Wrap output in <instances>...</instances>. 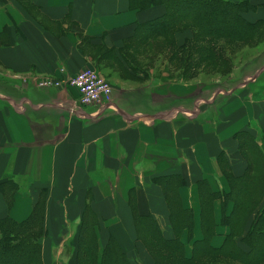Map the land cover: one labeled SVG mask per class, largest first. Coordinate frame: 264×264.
Returning <instances> with one entry per match:
<instances>
[{"label":"crops","instance_id":"0c3cea01","mask_svg":"<svg viewBox=\"0 0 264 264\" xmlns=\"http://www.w3.org/2000/svg\"><path fill=\"white\" fill-rule=\"evenodd\" d=\"M143 2L0 0V218L23 222L44 201V264H77L82 221L94 223L99 252L115 238L135 255L141 217L160 223L166 241L180 236L187 244L186 233L170 229V180L185 182L179 199L193 213L194 240H201L199 181L218 180L220 186L219 147L228 145L229 134L251 130L248 111L264 131L262 99L237 95L220 116L207 119L197 108L201 101L183 97L190 89L155 83L147 47L164 38L141 41L147 32L139 27L167 9ZM249 2L257 8L246 18L264 19V0ZM185 38L177 33L178 45ZM86 69L113 86L103 109L81 105L74 88L37 87L43 77L65 79ZM167 97L174 98L164 102ZM183 101L192 116L173 110L165 117L174 104L185 109ZM221 123L233 130L224 141ZM225 153L229 159L233 154ZM226 236L216 232L211 245L220 248ZM73 241L76 247H70Z\"/></svg>","mask_w":264,"mask_h":264},{"label":"rangeland","instance_id":"374dc122","mask_svg":"<svg viewBox=\"0 0 264 264\" xmlns=\"http://www.w3.org/2000/svg\"><path fill=\"white\" fill-rule=\"evenodd\" d=\"M250 12H256V9L245 12L243 17L246 21L256 24L257 29L253 37L245 36L241 40H231L225 35L216 34V31L210 35L203 29V23H199V27H193L188 19H184L181 25H178L181 28L180 32L175 28L171 31L170 37H165L164 40H154L147 48L149 49L148 53L153 52L154 58L151 57L153 59L151 67L154 70V76H157L155 83H162L166 88L176 86L177 88L187 87L190 89L186 92L187 96L183 97L192 98L198 103L201 101L197 108L207 115V119H216L220 116L223 104L232 101V98L237 95L244 99L264 100V19L248 20L246 16ZM226 18L231 19L230 15H227ZM222 29L227 33V29L223 26L217 31ZM174 32L176 34L185 32L186 38L183 44L178 45ZM3 78L5 77L0 74V79ZM106 80L111 84L108 79ZM167 98L164 102L174 97ZM184 103L185 109H178L174 104L173 108L164 114L165 117L170 116L174 112L173 110H179L178 114L183 113L185 118L187 115L192 116L193 110H190L192 108L187 109V102ZM101 107L96 106V108ZM248 107L250 110V106ZM251 110L248 111L251 130L232 132L233 135L229 134L227 137L229 146L221 145L219 147L217 164L221 168L220 186L218 180L211 182L208 178H204L199 181V185L206 183L208 188L202 190L205 193L203 198L199 190L198 208L201 214L202 239L194 240L193 213L183 207L178 191H170V195L166 191V197L170 198V202L167 198V203L170 214H172L170 229L176 235L186 233L187 244L180 242L179 246L177 238L173 243H166L159 235L164 229L160 223L149 219L148 221L155 224L154 227H151L152 225H149L151 223L142 219L139 224L135 222L137 233L135 231L134 235L138 245L136 254L132 255L125 251L128 252L126 256L130 263L264 264V236L257 246L251 242H248L249 245H245L242 241L241 247L245 253L232 250L223 252L224 254L220 252L206 255L205 252L199 253V251H203V243H198L204 239L205 234L210 235V238L216 232L229 235L230 232L248 230L264 211V197L260 195V191L264 188V131L257 127L258 121L255 113ZM181 117L183 116L181 115ZM246 117L247 115L244 119ZM221 124L222 131H220L219 137L224 141L226 135L233 130H231L230 124ZM223 147L233 152L230 159L226 157V149ZM234 166L239 171L235 172ZM166 181L164 179V182ZM228 197L232 200L229 201ZM215 204L219 208L216 209ZM191 228L193 234L190 236ZM87 237L89 238V236ZM243 237L244 235H241L240 240ZM195 241L198 244L195 245ZM182 246L184 252H182ZM70 247H76V242L73 241ZM120 247L122 248V246ZM182 257L184 260L179 259ZM42 258L43 254L41 253L43 262Z\"/></svg>","mask_w":264,"mask_h":264},{"label":"trees","instance_id":"16d2710c","mask_svg":"<svg viewBox=\"0 0 264 264\" xmlns=\"http://www.w3.org/2000/svg\"><path fill=\"white\" fill-rule=\"evenodd\" d=\"M155 4L164 5L167 9V14L139 27V31L142 29L147 32L146 38L141 41L157 37H170L171 31L175 28H177L176 31L181 30L178 25H181L184 19H188L193 27H199V23H203V29L210 35H213V32L216 31V34L225 35L231 40H241L245 36L253 37L256 33V24L246 21L243 17L245 12L257 8L249 0H145L140 5L149 6ZM227 15H230L231 19H225ZM222 26L227 29V33L224 32V29L217 31ZM240 134L243 135L242 133ZM171 183L172 181L168 185L169 193L170 191H178L179 186L185 184L180 179H177L175 183ZM204 189H208L206 183H200L199 190L202 198L205 197V193L202 192ZM15 190L17 189L13 191ZM213 194L216 195L215 193ZM260 195L264 197V188L260 191ZM228 199L229 201L232 200L230 197ZM168 200L170 202V198ZM44 211V201L41 200L34 208L31 216L23 222H17L7 217L0 218V264H43L41 260L42 240L47 234ZM141 218L145 222L151 223L149 224L152 225L151 227H154L155 224L148 221L149 219ZM93 225L94 223L87 221L81 222L82 234L76 251L77 264H132L115 238H110L103 250L99 252L98 239L92 232L95 228V225ZM84 232L86 235L82 236ZM192 234L191 228L190 236ZM159 235L161 237V234ZM241 235H244L242 240H240ZM209 236L205 234L204 239L200 242L198 241V243H203V251H199V253L205 252L204 254L206 255H214L220 252L224 254L223 252L232 250L243 253L242 241L245 245L251 242V244L253 243L257 246L264 236V211L248 230L230 232L220 248H214L211 245L210 239L212 237L209 238ZM177 240V244L180 246V237H177ZM164 241L173 243V241H166L165 239ZM198 243L196 242L195 245ZM179 259L184 260L183 257ZM186 260L188 259L186 258Z\"/></svg>","mask_w":264,"mask_h":264},{"label":"built area","instance_id":"2783aa9c","mask_svg":"<svg viewBox=\"0 0 264 264\" xmlns=\"http://www.w3.org/2000/svg\"><path fill=\"white\" fill-rule=\"evenodd\" d=\"M66 73L64 68L60 69V74ZM37 87L41 89H66L68 87L76 89L79 94V103L83 106H102L110 104L113 95L111 84L94 69H86L74 76L63 79L56 77H43L37 82Z\"/></svg>","mask_w":264,"mask_h":264}]
</instances>
